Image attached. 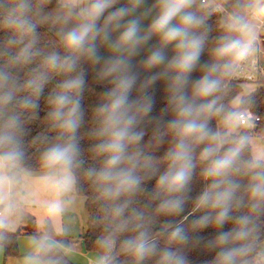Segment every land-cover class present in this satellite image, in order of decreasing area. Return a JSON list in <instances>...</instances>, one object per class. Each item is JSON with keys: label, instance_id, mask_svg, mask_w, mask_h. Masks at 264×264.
Returning a JSON list of instances; mask_svg holds the SVG:
<instances>
[{"label": "clouds", "instance_id": "clouds-1", "mask_svg": "<svg viewBox=\"0 0 264 264\" xmlns=\"http://www.w3.org/2000/svg\"><path fill=\"white\" fill-rule=\"evenodd\" d=\"M119 0H88L80 7L81 0H60V8L64 11L61 18L63 26L59 31L61 42L66 50L65 55L50 53L44 57V63L52 70L75 72L81 58H87L94 63L101 64L98 72L101 79H109L111 88L104 92L105 102L99 105L97 112L102 116V126L97 135L104 137L96 148L100 153L107 154L105 167L98 172L90 171L103 185L102 195L107 199L119 198L124 193L134 192L140 178L135 174V166L122 168L121 165L133 159L128 154L129 145L139 143L144 133L138 130L139 114L145 116L152 109V98L147 88L161 77H168L169 88L172 91L171 103L175 105L176 118L168 123V128L175 134L177 142L168 153L174 164L159 180L161 186H167L169 192L180 191L186 185L191 169V144L193 138L203 140L210 138L214 142L222 143L223 135L220 131H211L207 120L201 119L202 114L212 116L223 112V106L218 103L217 93L222 87V76L232 70L236 61L246 59L252 52L253 38L223 37L213 50L214 62L203 65L204 75L192 85V94L189 96L185 88L189 82L190 73L196 68L204 49L206 36L199 32L204 25V19L194 10L196 0H156L153 5L158 9L152 16L147 28L142 27V17H147L151 9L141 16L135 15L144 0H128L120 7H114ZM20 15L10 17L8 26L14 27L22 33L30 34L33 39L21 48L18 55L12 60L29 62L38 52L33 51L35 44L36 25L27 16L30 5L27 0L19 4ZM112 9V11H109ZM255 12L264 16V3L258 2ZM107 13V16H105ZM75 19L77 22L71 27L67 25ZM103 19V23L101 20ZM233 25L242 33H249V25L240 16L232 17ZM119 34L113 38L112 33ZM153 36L159 38V45L154 46L150 55L143 62L148 69L163 66L159 73L147 77L141 84L145 89L144 95L137 99L131 98L136 86L138 74L132 70L131 58L138 53L141 46L146 44ZM97 41L106 45L114 55L102 58L99 55ZM15 43L16 41H10ZM168 45H173L176 54L170 59L165 55ZM33 79L28 82L38 93L42 90L47 76L43 72L34 70ZM9 74L0 72V105H6L13 99V91L3 90L9 82ZM85 80L81 71L75 77L65 80L59 86L61 91L55 96V109L51 117L58 121V126L66 132L74 133L79 126L80 100L79 94L83 90ZM211 98V99H208ZM202 99L204 102L197 103ZM240 101L238 100L237 103ZM25 107H35L30 98L21 101ZM227 124L245 123L248 117L245 114L229 111L225 113ZM19 127L16 116L8 118L7 124L0 129V170L10 163L18 162L21 153L16 146L14 130ZM247 137H240L234 145L228 148L223 155L216 156L205 171V176L212 179L209 188L198 198V208L212 209L200 216L194 223L201 228L210 224L223 227L228 221L234 222V227L228 231L220 232L209 242L210 248H218L211 264H253L249 258L254 251V244L258 234L257 220L264 214V150L259 151L254 158L246 161V167L251 172L248 191V214L236 217L231 215L233 207L245 206L238 199L236 192L239 184L228 177L236 170L237 162L242 154ZM217 148L215 145L205 147L202 155L212 157ZM78 155L75 143L54 145L43 155L44 164L48 168L69 169ZM140 155L139 152L136 153ZM150 159V157H146ZM41 182L59 194L72 187V177L65 171L59 175L42 176ZM12 179L0 171V203L8 200L6 189L10 187ZM125 206H115L113 213L121 216ZM14 205L7 203L0 212V230L9 227L8 215L13 211ZM46 210L49 215H57L62 209L59 199L47 202ZM158 211L166 214H178L183 211V200L168 198L161 200ZM170 239L180 244L187 242V235L181 226L175 227L170 233ZM40 250L49 249L47 237L38 242ZM101 248L110 253L114 247L111 236L98 240ZM124 246L135 252L138 260L157 255V246L148 239L146 232H141L136 238L126 240ZM98 264H112L110 254L100 257ZM158 264H188L186 258L176 251L165 248L159 252Z\"/></svg>", "mask_w": 264, "mask_h": 264}, {"label": "trees", "instance_id": "trees-1", "mask_svg": "<svg viewBox=\"0 0 264 264\" xmlns=\"http://www.w3.org/2000/svg\"><path fill=\"white\" fill-rule=\"evenodd\" d=\"M216 1L222 3L233 16H240L243 20L246 13L256 3H264V0ZM22 2L24 0H0V72H6L10 77L8 85L3 90L13 91L12 101L6 105H0V129L5 127L9 117H18L19 127L14 130V134L16 146L21 153L19 161L10 163L4 168V171L8 173L13 167L27 171L50 169L44 164V153L54 145L75 143L78 155L71 168L67 170L71 172L74 179V192L84 197L87 220L86 230L81 239L84 241L85 250L97 251L101 256L110 254L112 264H158L159 252L168 248L183 255L188 264H211L219 249L210 248L209 242L214 241L220 232L228 231L234 227V222L228 221L223 227L210 224L206 228H201L194 223L206 212H211L214 215L212 209L197 207L198 198L212 183V179L207 178L204 173L216 156L223 155L240 137H247L248 142L237 162L236 170L228 178L239 184L236 196L245 205L239 208L234 206L231 215L236 217L249 213V208L246 205L249 198L247 187L251 180V172L245 162L253 158L249 137L254 134L264 136V82L257 84L255 90L249 94L242 95L238 105H234V99L241 92L242 83L230 79V73L222 76V87L217 96L219 97L218 103L223 106L224 111L212 116L202 114L201 119L207 120L208 128L211 131L222 133L223 142H214L210 138L190 140L193 167L189 179L182 190L169 192L167 186L159 184V180L174 164L168 153L174 148L177 138L167 125L176 118V112L175 105L171 103L173 93L169 88V78L158 79L147 88V93L152 98L151 112L147 116L143 112L139 114L138 130L143 131L144 135L139 143L129 145L128 154L133 159L121 165L122 168L135 166V174L140 178V184L134 192L124 193L116 199H107L102 195L103 185L94 175L90 176L89 172H98L105 167L107 154L100 153L96 148L104 139L97 135L103 119L97 112V108L105 102L104 92L112 87L109 83L110 78H99L98 72L102 63L97 64L87 58H81L75 72L52 70L44 63V57L50 53L55 52L62 56L66 54L59 35L63 26L61 18L64 11L60 8L58 0H27L30 5L27 16L36 25L33 51L39 54L27 63L23 60H12L11 57L18 55L21 48L33 39L30 34L22 33L7 24L10 17L21 14L19 4ZM127 3L128 0H119L114 7H120ZM155 3L156 0H144V4L135 13V15L141 16L146 10L151 9L147 17H142L143 28H147L152 16L158 11L153 7ZM194 10L204 19V25L198 31L203 32L206 39L200 60L190 73L189 82L185 88L189 96L192 94L193 83L204 75L203 65L214 62L213 50L221 38H242L239 28L233 25L232 18L221 25L219 13L213 8L205 6L201 0H196ZM76 22L73 19L67 27H71ZM101 23H103V19ZM118 34V32H113V38ZM13 40L16 42L11 43L10 41ZM97 43L99 55L102 58L114 55L106 45L100 41ZM159 43V38L153 36L131 58L132 70L139 77L131 93L132 99L144 95L145 89L141 87L142 82L163 69V66L148 69L143 63L150 55L151 49L158 46ZM175 54L173 45H168L165 55L170 59ZM34 70L43 72L47 76L42 90L38 93L33 87L28 86V82L35 75ZM81 71L84 73L85 83L78 97L80 100L79 126L74 133H69L58 126L59 122L54 120L50 113L55 109L54 98L61 91L59 87L61 83L75 77ZM26 97L30 98L36 106L25 107L21 101ZM202 102H204L202 99L197 100V103ZM243 110L258 116L259 120L252 126L241 128L237 133H229L228 124L224 119L225 113ZM209 145H215L217 151L212 157H204L203 150ZM4 150L7 149H0V151ZM137 152L140 153L139 156L136 155ZM146 157H150V159H146ZM168 198L182 199L183 211L178 214H166L158 211L161 200ZM115 206H125L121 216L114 215L113 208ZM257 224L258 234L254 251L250 253L249 258L253 264H264V261H260L258 256L259 244L264 240V214L259 216ZM177 226L183 227L188 237L186 243L180 244L170 239L171 231ZM21 229L0 230V245L3 248L4 258L18 255L17 238L20 234H27L36 237L37 241L47 237V243L51 247L46 250L38 248L37 253L42 264H74L61 249V246L69 245V238L64 233H57L48 218L45 219L41 230L35 225H24ZM141 232H146L148 239L157 246V255L149 256L142 261L137 259L134 251L124 246L126 240L136 238ZM106 236H111L114 241V247L110 253L98 244V240Z\"/></svg>", "mask_w": 264, "mask_h": 264}, {"label": "rangeland", "instance_id": "rangeland-1", "mask_svg": "<svg viewBox=\"0 0 264 264\" xmlns=\"http://www.w3.org/2000/svg\"><path fill=\"white\" fill-rule=\"evenodd\" d=\"M87 3L88 0H81L80 7L85 6ZM257 4L245 15L244 22L249 25V33L246 34L240 31L243 38H249L255 31L253 27L255 20L249 17V12L254 11L256 13ZM261 33L264 34V30ZM256 86L257 84L253 82L242 83L241 92L234 99V105H238L237 101L240 97L255 90ZM245 127L239 123L228 124V132L237 133L241 128ZM249 144L251 154L255 157L259 151L264 150V136L251 135L249 137ZM0 171L12 179L10 187L6 189L8 200L0 203L1 211L4 210L7 203L14 205L13 211L8 215V230L15 231L21 229L24 220H28L26 225H35L41 230L45 219L48 218L57 233H64L69 238V245L67 247L61 246V249L69 260L74 264H98L101 255L97 251H81L80 242L86 230L87 211L84 205V197L74 192V179L70 171L53 169L56 174L58 172L63 174L66 171L73 181L70 190L59 194L55 189L45 186L41 182V179L35 178L32 171L20 168H12L8 173L3 169ZM56 199L61 201L63 210L57 215H49L46 210V204ZM17 240V256L4 258L3 248L0 245V264H41L40 259L37 257L38 241L36 237L20 234ZM75 241H79V244H74ZM258 256L260 261H264V240L259 244Z\"/></svg>", "mask_w": 264, "mask_h": 264}, {"label": "built area", "instance_id": "built-area-1", "mask_svg": "<svg viewBox=\"0 0 264 264\" xmlns=\"http://www.w3.org/2000/svg\"><path fill=\"white\" fill-rule=\"evenodd\" d=\"M201 2L219 13L221 25H224L233 16L222 3L216 0H201ZM249 17L255 20L253 25L255 31L250 36L253 38L252 52L246 59L234 63L230 72V79L240 83L253 82L259 84L264 82V34L261 33L264 30V19L254 13V11L249 12ZM239 113L245 114L248 117L245 123H239L243 126H252L259 120L258 116L248 111L243 110L239 111ZM0 212H2L1 209Z\"/></svg>", "mask_w": 264, "mask_h": 264}, {"label": "crops", "instance_id": "crops-1", "mask_svg": "<svg viewBox=\"0 0 264 264\" xmlns=\"http://www.w3.org/2000/svg\"><path fill=\"white\" fill-rule=\"evenodd\" d=\"M59 2H60V0H58ZM261 17V16H260ZM262 19H264V17H261ZM254 158V157H253ZM13 168H18L19 169V167H13ZM21 169V168H20ZM53 169H55V168H50V169H46V170H41V171H32L33 172V176L35 177V178H38V179H40L42 176H45V175H59L60 173L58 172L57 174L56 173H54V171H53ZM4 170V169H3ZM24 170V169H23ZM0 209H1V204H0ZM27 222H28V220H24L23 222H22V226L21 227H23L24 225H26L27 224ZM74 244H79V241H75L74 242ZM12 262V261H11ZM13 263V262H12ZM42 264V263H41Z\"/></svg>", "mask_w": 264, "mask_h": 264}, {"label": "water", "instance_id": "water-1", "mask_svg": "<svg viewBox=\"0 0 264 264\" xmlns=\"http://www.w3.org/2000/svg\"><path fill=\"white\" fill-rule=\"evenodd\" d=\"M80 244H81V251L85 252L86 250H85V246H84V241L81 240Z\"/></svg>", "mask_w": 264, "mask_h": 264}]
</instances>
